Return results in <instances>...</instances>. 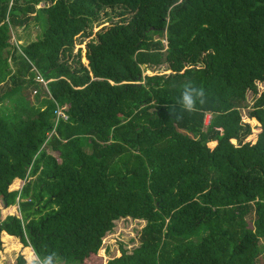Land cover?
Listing matches in <instances>:
<instances>
[{
	"label": "trees",
	"instance_id": "16d2710c",
	"mask_svg": "<svg viewBox=\"0 0 264 264\" xmlns=\"http://www.w3.org/2000/svg\"><path fill=\"white\" fill-rule=\"evenodd\" d=\"M38 9L41 36L10 41ZM263 77L264 0H0V199H30L0 218V235L83 264L131 217L146 222L139 245L105 264H259ZM186 81L207 103L175 119ZM248 92L262 116L254 142ZM73 94L78 110L56 122V101Z\"/></svg>",
	"mask_w": 264,
	"mask_h": 264
},
{
	"label": "rangeland",
	"instance_id": "374dc122",
	"mask_svg": "<svg viewBox=\"0 0 264 264\" xmlns=\"http://www.w3.org/2000/svg\"><path fill=\"white\" fill-rule=\"evenodd\" d=\"M37 8H40V5L37 6ZM37 14L39 15V19L37 21H31L28 25L24 27H17L13 28L12 34H11V40L17 41L21 44H27L33 40L38 39L43 30L47 27L45 16L39 11ZM101 26L94 28V32L99 29ZM164 43H166V40H163ZM85 44L77 45V47H81L84 49ZM82 61L84 63H87L85 58H82ZM150 74H153L154 72L148 71ZM169 71H164V73H168ZM258 92H261L264 90V77L261 81L256 82ZM7 87V83H3L0 85V97H3L2 94L4 93L5 89ZM44 93H37L32 94L30 99L31 103L37 104L41 99ZM256 95H253L251 92L247 93L246 98V106L243 107L240 111L242 114V119L244 122H247L252 127V133L247 138V140H250L254 142L256 140L257 134L260 131V124H261V118L262 116L252 107V104L255 100ZM79 95L73 94L71 96H64L63 98H58L57 102L66 107V109L70 110L71 112H76L79 107L80 99ZM7 104L6 98H1L0 100V111L2 105ZM250 113H253L251 116ZM206 120L208 121L209 117L208 114L206 115ZM206 121V123H207ZM235 142V141H233ZM215 145L214 142L209 143L210 147H213ZM28 180L31 179L30 176L27 178ZM12 182V184L9 186V189H18L21 187V185L24 184L23 180ZM12 189V190H13ZM29 198L22 199L20 198L18 202H16L13 205L8 206L7 209H5V205L1 202L0 206V218H4L6 215H17L18 217H21V211L19 209V203L21 201H28ZM2 210V213H1ZM146 222L145 220L140 219H132L131 217H125V218H119L115 220L114 227L112 230L108 231L105 236L102 238V244L100 249L96 254H91L84 262L83 264H105L109 259L120 256L121 255V249L126 250L128 253H130L133 248L137 247L139 245V235L143 227L145 226ZM0 239L2 241V249L0 251V264H16L17 257L19 255H25V248H22L21 242L19 239H14V245H9L8 238L5 237L2 233L0 235ZM19 245V246H18ZM18 246V247H17ZM260 246H264V240H260ZM30 247V246H29ZM22 250V251H20ZM22 255V256H23ZM24 257V256H23ZM264 263V249L259 257V264Z\"/></svg>",
	"mask_w": 264,
	"mask_h": 264
},
{
	"label": "clouds",
	"instance_id": "9594fccd",
	"mask_svg": "<svg viewBox=\"0 0 264 264\" xmlns=\"http://www.w3.org/2000/svg\"><path fill=\"white\" fill-rule=\"evenodd\" d=\"M182 91L177 100L169 106L171 115L175 119H182L185 113L195 112L198 106L207 103V95L202 87L196 86L191 81H186L181 85ZM25 264H60L56 254L49 253L43 257L33 252H25Z\"/></svg>",
	"mask_w": 264,
	"mask_h": 264
},
{
	"label": "built area",
	"instance_id": "2783aa9c",
	"mask_svg": "<svg viewBox=\"0 0 264 264\" xmlns=\"http://www.w3.org/2000/svg\"><path fill=\"white\" fill-rule=\"evenodd\" d=\"M34 81L36 83H38L39 85L43 86V87H46L47 86V83L48 81H46L39 73H36L34 75ZM35 92V91H34ZM56 101V100H55ZM54 116H55V119H56V122L59 120V119H62V120H67L68 119V113L66 112V107L60 105L57 101H56V107H55V110H54ZM207 117V116H206ZM209 117V115H208ZM206 118H205V122H206ZM208 122V121H207ZM23 185H21V187H19L18 189L16 190H21ZM20 199V197L18 196L16 198V201L18 202Z\"/></svg>",
	"mask_w": 264,
	"mask_h": 264
},
{
	"label": "crops",
	"instance_id": "0c3cea01",
	"mask_svg": "<svg viewBox=\"0 0 264 264\" xmlns=\"http://www.w3.org/2000/svg\"><path fill=\"white\" fill-rule=\"evenodd\" d=\"M14 181H15V180H14ZM16 181L18 182V181H20V179H16ZM12 189H13V188H12ZM12 189L10 188V190H12ZM13 190H16V189H13ZM0 206H1V199H0ZM7 208H8V207H5V209H7ZM1 213H2V210H1ZM6 216H7V215H6ZM6 216H5V217H6ZM5 217H4V218H5ZM2 219H3V218H2ZM2 234H3L4 236L8 237L7 240H8L9 245H11V244L14 245V242H13V241H14V239H16L17 237H15V236H11V235H8V234H6L5 232H2ZM9 238H10V239H9ZM17 239H19V238H17ZM19 241H20V239H19ZM20 242H21V241H20ZM21 245H22V243H21ZM18 246H19V245H18ZM18 246H17V247H18ZM22 248H25V249H26V248H27V249L30 248L31 252H33L32 248L29 247V246H26V247H25V246L22 245ZM20 251H22V250H20ZM22 255H23V254H22ZM23 256H24V255H23Z\"/></svg>",
	"mask_w": 264,
	"mask_h": 264
},
{
	"label": "water",
	"instance_id": "95a60500",
	"mask_svg": "<svg viewBox=\"0 0 264 264\" xmlns=\"http://www.w3.org/2000/svg\"><path fill=\"white\" fill-rule=\"evenodd\" d=\"M6 206V205H5Z\"/></svg>",
	"mask_w": 264,
	"mask_h": 264
}]
</instances>
